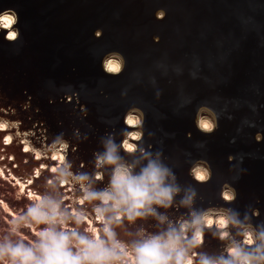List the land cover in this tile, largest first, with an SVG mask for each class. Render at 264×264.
<instances>
[{"label":"water","instance_id":"obj_1","mask_svg":"<svg viewBox=\"0 0 264 264\" xmlns=\"http://www.w3.org/2000/svg\"><path fill=\"white\" fill-rule=\"evenodd\" d=\"M158 9L166 11L163 19L155 16ZM1 13L14 16L9 27L0 22L1 102L15 109L5 113L28 129L64 133L78 145L74 152L69 149L71 160L75 166L83 161L90 173L93 152L103 151L101 137L114 133L119 142L122 130H139L131 125L142 120L141 109L144 135L137 143L163 152L182 189L191 185L198 192L196 208L230 207L241 220L247 214L253 225L264 223V139H255L257 132L264 135V0H0ZM15 28L20 37L9 42L4 37ZM97 29L103 31L100 38ZM112 50L127 61L117 76L106 74L101 65ZM23 102L30 103L28 109ZM202 104L219 117L210 135L195 126ZM130 113L140 120L128 127L124 116ZM76 130L79 142L73 138ZM19 145L11 149L19 152ZM229 155L235 157L231 162ZM206 161L211 179L198 183L191 167L201 162L207 168ZM225 183L237 192L234 202L221 197ZM170 211L175 219L176 210ZM142 224L149 231L158 227L152 220ZM215 241L211 253L222 250ZM210 243L207 239L206 247Z\"/></svg>","mask_w":264,"mask_h":264},{"label":"clouds","instance_id":"obj_2","mask_svg":"<svg viewBox=\"0 0 264 264\" xmlns=\"http://www.w3.org/2000/svg\"><path fill=\"white\" fill-rule=\"evenodd\" d=\"M165 15L164 9L155 13L157 19ZM17 23L18 16L15 25ZM13 33L14 36L4 38L9 42L17 41L20 32L15 28ZM102 34V29L95 31L96 38ZM153 39L158 43L160 38ZM126 64V58L117 50L107 52L101 61L103 71L112 76L120 75ZM150 79L155 85V78ZM121 95L125 96L126 90ZM155 95L159 99L161 91L157 90ZM3 99L0 94V101ZM67 99L71 101L72 95ZM29 106V102L22 105L23 109ZM80 107L82 115L87 116L86 107ZM252 108L255 111V105ZM139 110L142 120L131 125L139 129L138 134L124 129L119 142L114 133L101 137L103 151L93 152L90 173L79 171L85 167L83 161L74 171L69 149L74 152L78 145L71 144L62 132L47 141L46 129L41 130L45 139L40 147H34V161L39 167L33 166L34 175L28 183L32 186L35 180L42 179L35 187L28 188L27 195L24 189L15 191V199L27 200L22 208L0 212L4 220L0 226V264H264V223L253 225L247 214L241 220L239 213L230 207L196 208L198 192L191 185L182 189L173 168L165 163L163 152L147 151L137 143L144 135V113ZM8 111L14 113L15 109L0 107V112ZM2 119L17 126L22 124L18 119L10 120L6 116ZM246 123L254 126L252 122ZM125 125L130 127L126 118ZM195 126L203 134L214 133L219 127L218 114L208 105H200ZM188 135L190 137L191 133ZM73 138L81 140L78 130ZM255 139L260 142L264 135L257 132ZM199 146L203 147V142ZM29 151L28 147L23 149V153ZM234 159L233 155L228 156L230 162ZM206 163L208 175L195 177L198 183L211 179V167ZM235 168L233 165L230 170ZM105 178L107 185L101 189L97 182ZM225 191L231 195H225ZM177 196L181 197L178 202ZM221 197L231 203L236 200L237 192L225 183ZM0 206H4L3 199ZM179 209L186 212L175 219L167 215L169 210ZM252 215L258 216L259 210L253 209ZM150 220L158 225L155 231L144 226L131 231L138 222L146 224ZM209 236L223 245L219 253L203 249Z\"/></svg>","mask_w":264,"mask_h":264},{"label":"bare ground","instance_id":"obj_3","mask_svg":"<svg viewBox=\"0 0 264 264\" xmlns=\"http://www.w3.org/2000/svg\"><path fill=\"white\" fill-rule=\"evenodd\" d=\"M13 20H14L13 14H11V15H8V13H1L0 14V22L3 23L2 24L3 26L9 27L12 24ZM13 32H14V29L9 30L7 35H9L10 33H13ZM248 78L253 79L254 76L249 75ZM0 107H4V105L1 101H0ZM3 116H6L10 120H17V118L11 117L9 114H7L5 112H0V124L5 125V127L0 128V129H3V130H0V170L3 171V175H0V183H1L0 184V190L2 189V191H0V199L4 200V206H0V211L6 212V210H8V211L12 212V211H15V209H13V207L16 206L18 203L22 206H24V204L27 203V200L24 197H22L19 200L15 199L13 192L14 191L18 192L21 188V185H24V187H26L24 189V194L27 195L28 194V188L35 187L37 184H39L41 182L42 178L35 180V183L32 186L28 183V181L34 175V173L32 172L33 166L35 164H37V167H39V163L34 161V158H35L34 147L38 148L41 146V143L45 139V137H43V135L41 133V130H45V129L43 127H41L38 130L28 129V127H25L22 124L19 126H16L14 124H10L6 119H2ZM125 118L127 120H129V119L133 120L134 123L138 122L140 120L138 114H137V116H135L134 114L132 115L131 113L124 116V121H125ZM130 124H133V123H130ZM138 131L139 130H133L130 132L133 135H136V134H138ZM33 133H34V135H33ZM56 134L57 133L54 132V130H50V131L46 130L45 136L47 137V141H50L52 139V137ZM11 136H15L17 138H15V137L13 138ZM8 137L11 138V142L5 143L4 142L5 138H8ZM16 140L18 141V144H20L19 147L21 148V151H19V152L17 150H15L16 146H15L14 150L11 149L13 143L17 142ZM25 147H28L30 150L29 153H27V154L23 153V149ZM60 154H62V153H58L57 155H60ZM69 158H70V155H69ZM70 160H71V158H70ZM72 161H74V160H72ZM45 162L46 163H54V162H50V161H45ZM75 164H76V162L74 161V171L77 170V168H79V166H80L78 163H77V166H75ZM87 169H89V168L84 167L82 169H79V171L87 172L88 171ZM191 170H192L193 177L205 176V174L208 173V167L206 168L204 166V164L201 162L197 163V164L195 163L191 167ZM44 175H47L46 172L44 173ZM17 181H19L20 183L17 184L16 183ZM106 185L107 184H105L104 181L103 182H97V186L101 189L103 187H105ZM222 189L223 188H221V192H222ZM6 191H7V193H12V196H11L12 199L6 193ZM224 194L225 195H231V193L227 192V191H225ZM66 203H67V201H66ZM207 206L213 207L212 204H207L201 208L206 209ZM219 207H221V206H217V208H219ZM163 211H165V210H163ZM173 212H174L175 216H179V215L184 214L186 212V210L185 209H179V210H176ZM167 215L171 218L172 211H170V212L168 211ZM138 226H143L142 222H138V225H136V227H138ZM24 231L27 232L26 229ZM131 231L135 232L134 226H132ZM27 234L31 236L30 233H27ZM32 238L34 239V237H32ZM121 238H124L123 233H121ZM207 239H209V242H211L210 243L211 245L209 247H206L207 245L204 244L203 249L205 251H208L209 253H211L210 251L213 250V247H216L214 245L216 243V241L214 242V240L211 239L210 236L206 237V240ZM219 249H222V248H219Z\"/></svg>","mask_w":264,"mask_h":264},{"label":"snow or ice","instance_id":"obj_4","mask_svg":"<svg viewBox=\"0 0 264 264\" xmlns=\"http://www.w3.org/2000/svg\"><path fill=\"white\" fill-rule=\"evenodd\" d=\"M9 35H10V36H14V33H10ZM128 122H129V123H134V121L131 120V119H129ZM3 127H5V125L0 124V128H3ZM4 142H5V143H10V142H11V138H10V137L5 138V141H4ZM127 146H128V147H131V145H127ZM25 150H27V148H26ZM0 175H3V171H2V170H0ZM16 183L19 184L20 182L17 181ZM21 189H24V185H21ZM5 207H6V206H5Z\"/></svg>","mask_w":264,"mask_h":264}]
</instances>
